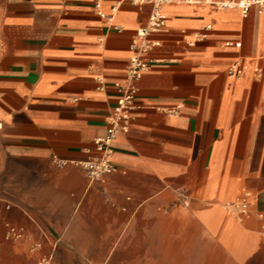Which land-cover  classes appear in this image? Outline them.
I'll return each mask as SVG.
<instances>
[{
  "label": "crops",
  "instance_id": "obj_1",
  "mask_svg": "<svg viewBox=\"0 0 264 264\" xmlns=\"http://www.w3.org/2000/svg\"><path fill=\"white\" fill-rule=\"evenodd\" d=\"M102 10L0 0V264L46 254L52 264H264V8L163 7L161 61L137 83L141 107L113 143L117 171L89 184L82 167L52 158L97 154L151 5L103 0ZM245 189L254 199L241 218L228 205ZM10 225L24 238L6 239Z\"/></svg>",
  "mask_w": 264,
  "mask_h": 264
},
{
  "label": "built area",
  "instance_id": "obj_2",
  "mask_svg": "<svg viewBox=\"0 0 264 264\" xmlns=\"http://www.w3.org/2000/svg\"><path fill=\"white\" fill-rule=\"evenodd\" d=\"M134 5L150 4L151 12L146 24L140 26L136 31L135 37L132 41L133 56L130 58L127 69L126 77L123 83L117 82L115 84L119 91V99L116 107L114 108L109 119V127L105 136L97 138L95 145L97 148V154L89 158L88 160L77 161L70 159L59 158L54 156L52 161L59 167H65L67 165H77L82 167L87 175L89 184L96 182L104 183L109 174L117 171V167L113 163L112 156L114 154L113 143L120 134L127 133L130 129L132 121L134 119V112L141 107L137 102V94L139 91L138 81L142 78L143 74L147 72L151 66L160 59H156L152 56V52L155 48L161 45V40L156 36L167 30L166 15L163 7L167 3L175 2L177 0H129ZM186 3L193 4H215L220 8H238L242 11L244 16H247L252 6L256 5L260 9L264 8V0H181ZM95 8L101 17L107 15L102 10L103 0H94ZM117 5L112 7V14L117 11ZM212 26L208 25L207 29H211ZM199 38V36H198ZM4 51V43L0 39V57ZM230 72L240 74L242 68L237 64H234L230 68ZM99 88L104 89L103 78H98ZM168 114H176L179 112V107L166 108ZM2 124L0 123V129ZM254 199V194L245 189L244 192L236 198L232 203L228 205V209L236 212L241 218L250 215V206ZM259 217L263 220L262 233L264 234V211L259 212ZM25 236V230L23 227H17L14 225L8 226V230L5 234L8 240H21ZM47 238V236H45ZM42 247L41 242H36L32 251L38 250ZM53 254H46L40 258L38 264H52ZM88 264H110L108 261L103 263H95L89 261Z\"/></svg>",
  "mask_w": 264,
  "mask_h": 264
}]
</instances>
